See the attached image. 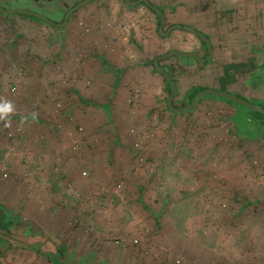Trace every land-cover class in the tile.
Listing matches in <instances>:
<instances>
[{
  "label": "rangeland",
  "instance_id": "obj_1",
  "mask_svg": "<svg viewBox=\"0 0 264 264\" xmlns=\"http://www.w3.org/2000/svg\"><path fill=\"white\" fill-rule=\"evenodd\" d=\"M152 1L158 6L177 4L176 0ZM70 2L0 0V5L62 22L74 5L68 6ZM190 3L219 6L218 14L224 12L229 29L225 37H219L225 50L212 52L211 65L202 77L195 75V80L210 84L221 64L246 60L252 46H264L249 32L255 17L264 19V0ZM111 6L122 5L113 0ZM256 6H261L259 12ZM82 17L75 12L65 28L22 18L18 13L0 15V90H5L0 102H12V96L24 97L37 90L46 96L47 104L31 107L14 100L15 112L10 118H21L17 119L19 126L13 120L0 133V144L5 146L1 149H10L7 157L0 158V219L13 220L11 245L1 247L0 264H54L50 259L55 254L53 239L65 246L66 264H118L114 256L119 254V264H264V128L236 119L248 128L247 134H255L248 137L235 131L230 119L233 105L213 98L204 99L189 114L178 112L173 117L162 114V101L151 108L133 105L136 96L131 89L128 94L114 91L110 101L104 96L96 98L95 105L78 100V105L72 100L62 105L72 94L74 78H83L76 75L79 65L71 39L89 34ZM177 34L174 38L180 40L182 35ZM183 36L197 49L191 35ZM198 50L203 55V48ZM177 57L167 64L185 62ZM90 62L86 58L82 63ZM179 85L176 107L186 102L188 83ZM231 89L252 101L264 99V80L255 74ZM44 146L50 154L46 158L38 153ZM61 147L68 150L63 156L57 150ZM84 150L91 154L84 155ZM41 164L38 172L32 171ZM65 165L73 171L67 173ZM53 177L57 182L48 184L47 179ZM87 183H95L94 198L91 205L82 206L85 211L81 214L76 201ZM136 195H144L145 205L159 212L158 223L137 203L138 217L131 227L104 231L106 218L96 219V213L118 214L113 220L120 226L119 217L126 209L115 198L136 199ZM246 197L256 198L257 205L241 209ZM45 199L49 200L46 214L59 210L66 218L61 229L55 227L59 232L47 230L34 219L45 216L41 215ZM84 214L91 217L79 221ZM27 227L33 229V235L24 234Z\"/></svg>",
  "mask_w": 264,
  "mask_h": 264
},
{
  "label": "crops",
  "instance_id": "obj_2",
  "mask_svg": "<svg viewBox=\"0 0 264 264\" xmlns=\"http://www.w3.org/2000/svg\"><path fill=\"white\" fill-rule=\"evenodd\" d=\"M116 1H118L122 6H111L113 0H90L88 3L79 7L72 13V15L75 12H77L78 15L79 13H82L83 22L88 26L89 34L82 33L80 35H70L73 37L71 39L74 44V51L76 52V55L74 56L76 57V64L79 65V67L75 69L76 75L78 73V75L83 78H74L73 87L70 89L72 94L67 97V93L65 92L67 98L62 105L67 106L70 103L69 100H72V102H75L76 104L78 101L82 102L81 100L84 101V104H92L96 98H101L102 96H104L105 101H110L112 99V95H114V91H128L131 89L133 91L135 90L136 96L135 102L132 103L133 105H139L141 107L146 106L150 108L157 106L164 97V93L166 91L165 83L159 73L158 74L160 76L153 71V74H151L152 68L145 65V60L149 58L154 59L159 55L165 54L169 50H180L186 52H195L196 50V52L200 54L201 50L199 51L198 48H204L202 42L199 41L196 35L182 28H174L168 33V35H160L158 31L160 23L157 25L156 16L149 10L150 8L148 6L147 7L149 9L145 7L146 5H141V3L137 5H130L125 0ZM149 1L163 10V31L167 30L168 27L174 24L194 27L208 36L212 45L213 54L217 50L220 51L221 48L225 50V48L220 45L219 37H222V35L225 37L224 34H227V30L229 29L226 28L223 19H218V11L220 9L219 6H194L193 3H190L191 0H176L177 4L175 6H158L153 3L152 0ZM72 2L75 5L80 2V0H71L68 6H70ZM127 5H129L130 8ZM254 7L255 6H253V8ZM256 7V11L259 12L261 6ZM70 17H68L66 23L64 24L66 27L70 26L68 22ZM111 19L117 21L110 24L109 20ZM141 19L146 20V24H144V22H140L139 20ZM251 23L252 27L249 32H253V37L260 38L259 41L264 42V19L255 17ZM75 26L76 23L71 25L73 28ZM177 32H179L177 35H182L180 40L174 38V35H176ZM184 33L191 35V37L195 39L192 40L191 43H194L197 49H193L192 46H189L186 37L183 36ZM62 41L66 44V42H64V38H62ZM66 41H70V38H67ZM253 47L254 48H252L251 51L256 50L257 46ZM257 49L263 51L264 46H259ZM86 58L90 61L92 60V62L88 63V65L86 63H82ZM102 60L109 65L102 63ZM92 64L93 67H91ZM61 75L63 76V72ZM2 91L4 92L5 90ZM128 93L129 91L125 94ZM124 99H126V97H124ZM14 100H18L19 103L22 101L23 103L31 104V107L36 105H47L46 96L42 92H37V90L24 97L18 95L12 96V102ZM92 105H95V103ZM11 115L13 116V114ZM11 115L7 118V123L13 120L16 124L20 123L17 121L18 117L12 119L10 118ZM5 123V121H0V133L4 129ZM17 126L19 125L17 124ZM26 136L27 134H25V137ZM21 137L22 136H19L18 138ZM2 145L3 144H0V158L3 156L7 157L10 151V149H8V151L1 149L5 147ZM57 150L58 154L61 155L68 151L62 147ZM38 153H41V155L45 158L47 155H50L48 150L45 151V146ZM83 153L84 155L91 154L90 151L86 152L85 150ZM77 156H79V154H77ZM40 160L45 161L41 158ZM65 166V171L67 173L73 171V167H69V165ZM41 167L42 164L37 169L34 167L32 171L37 170L38 172ZM54 180L56 183L57 180L54 177L51 180L47 179L46 182L53 185ZM94 185L95 183H87L81 187L79 194L80 199L78 198L76 201V203L78 202L76 207L79 208V213L81 214L85 211V208L82 206L91 205L92 199L94 198V195L91 193L95 188ZM143 196L144 195H136V199H133V197L124 198L122 196L121 198H115V201L119 202V205L126 209L123 212L122 217H119L120 226L117 225V221L113 220V217L118 218V214L110 216L107 212L108 216H106L96 213L95 218H106L104 221V231H124L123 228L131 227L130 224L134 223L133 219L138 217L135 205H137V203L142 206L146 204ZM105 200L108 201L107 196ZM110 200H113V198ZM48 201L49 200L45 199L42 206L43 213L41 215H44L45 213V216L35 217L34 219L37 222L40 220L42 226L46 227L47 230L56 232L59 230L58 227L60 228L62 224H65L66 218L59 210H57V212L53 215L46 214L49 205ZM90 217L91 214H84L79 218V221ZM50 224H53V226L50 227ZM55 227H57L58 230ZM74 230H76L75 234H78L77 229ZM33 233L34 231L30 227H27L24 232L27 236L33 235ZM53 241L55 251L57 245H63L60 240L58 241L53 239ZM114 257L118 259L117 263L119 264L120 254Z\"/></svg>",
  "mask_w": 264,
  "mask_h": 264
},
{
  "label": "trees",
  "instance_id": "obj_3",
  "mask_svg": "<svg viewBox=\"0 0 264 264\" xmlns=\"http://www.w3.org/2000/svg\"><path fill=\"white\" fill-rule=\"evenodd\" d=\"M141 5L145 6V4H143V3H141ZM127 6L130 8L129 5H127ZM145 7H147V6H145ZM158 8L161 11H163L160 7H158ZM149 10L155 14V12H153L151 9H149ZM0 15H2L4 17L11 16V14L3 15L2 13H0ZM18 16L22 17V18L23 17L24 18H30L32 20L34 19V20H37L39 22L45 23L43 20L36 18L34 16H31V15L18 13ZM155 16L157 19V25H159V23H160L159 17L157 14H155ZM219 17H221V19H224V17H225L224 12H222V14ZM47 25L51 26L49 24H47ZM51 27H54V26H51ZM204 35L208 38V36L206 34H204ZM198 39L200 42H202V44L204 46V48H203L204 53H203V55H200L198 52H196V51L195 52L204 58L207 54V47H206L205 43L199 37H198ZM252 48H254V47L252 46ZM175 57H177V55H172L170 57L161 59V60H159V64L170 74V76L174 80L178 90H179V86H180L179 83L180 82H187L188 83V85L186 86L185 92H184L186 102H184L182 104V106L189 104L192 101L193 97L196 95V93H198L199 91H201L205 88H212V89L219 90V91L230 92L232 94H235L237 96H240L242 98L247 99L246 97L242 96L241 94L237 93L236 91H233V89H231L232 86L242 79L244 81H249L252 74H255L257 77H260L264 80V50L263 51H261L260 49L258 50L257 47H256V50L251 52V54L249 55V57L246 60H234V59H232V60L226 61L225 63L221 64V70L216 73V75L211 80L210 84H208L207 82H201L200 80H195L194 76L198 75L199 77H202L203 76V70L211 65V63H212L211 60H208L204 63H199L193 57H177V58L185 59V62L180 63V64H173V63L167 64V60H169L170 58H175ZM152 59L153 58L146 59L145 65L151 66L152 71L157 73L154 70V65L152 63ZM102 63L109 65L104 60H102ZM189 67H191V68H189ZM160 77L162 78L163 82L165 83L166 92H167L166 96L163 97V99H162V102L164 105V110H163L162 114L168 113L171 115V117H173L174 115H176V113L170 111L167 107V104H166V98L170 94L171 90H170V87L167 84V82L163 79V77L162 76H160ZM1 92H3V91L0 90V94H2ZM206 98H213L215 100L223 101L227 104L233 105V107H234L233 113L234 114H233V116H231L230 119L233 121V123L235 125L234 126L235 131H238L239 133L247 134V130H248L247 127L245 128L244 124L236 122V119H244L248 122L252 121L255 126H259L261 128H264V114L262 112H259V111L252 112L246 106H244L240 103L234 102L230 99H227V98H224L221 96L212 95V94H207V95L203 96L199 103H201ZM247 100L254 103V104L261 106L264 109V99H259V102L252 101L250 99H247ZM81 101L83 102V100H81ZM172 104L174 106H177L175 98L172 99ZM195 109H196V107L189 110V111L180 112V113H182V114L188 113L189 114ZM17 119H21V118L18 117ZM254 134H255V132L254 133H248L247 136L248 137L253 136ZM143 191H144L143 188L140 189V192H143ZM257 201L258 200L256 198L246 197V201L241 203V209H245L246 207H248L250 205L256 206ZM143 207L145 209H147L148 211H150L152 218L156 221V223H158L159 212H154L145 204L143 205ZM12 225H13V220L11 218L0 219V251H1V247L3 245H11L10 244L11 243L10 238L12 236V228H11ZM54 253H55L54 256H52V258H50L51 260L54 259L56 261L55 263L53 262L54 264H66L67 263V259H66L67 252H66L65 246L57 245L56 251Z\"/></svg>",
  "mask_w": 264,
  "mask_h": 264
},
{
  "label": "water",
  "instance_id": "obj_4",
  "mask_svg": "<svg viewBox=\"0 0 264 264\" xmlns=\"http://www.w3.org/2000/svg\"><path fill=\"white\" fill-rule=\"evenodd\" d=\"M89 1L90 0H81L80 2H78L77 4H75L74 6L69 8L65 13L62 22H55V21L45 17L42 14L30 11V10H26V9H4L1 5H0V13H2V14L19 13V14L31 15V16H34L36 18L43 20L44 22H46L50 25L61 27L66 23L70 14H72L75 10H77L79 7L85 5ZM125 1L130 5H137V4L143 3L146 6H148L152 11H154L155 14L158 15L159 20H160V26L158 29L160 35H168V33L172 29L182 28V29L196 35L197 37H199L205 43V45L207 47V54L204 58H201L199 54H197L196 52H193V51L186 52V51H180V50H169L165 54L159 55L152 60V63L154 65V70L163 77V79L167 82V84L170 87V90H171L170 94L166 98V104H167V107L170 111L175 112V113L189 111V110H191L197 106V104L200 102V100L203 96H205L207 94H212V95L221 96V97L230 99L234 102L240 103V104L246 106L252 112L259 111V112H262L264 114V109L261 106L254 104V103L248 101L247 99L242 98L240 96H237L235 94H232L230 92L219 91V90H215L212 88H205V89L199 91L193 97L192 101L185 106H181V107L174 106L172 104V99L176 96V94L178 92L177 86H176L174 80L172 79V77L170 76V74L159 64V60L170 57L172 55H177L180 57H193L199 63H204V62L208 61L211 57L212 45H211L209 39L202 32L198 31L194 27L174 24V25L168 27L167 30L163 31L164 14L157 6L153 5L149 0H125Z\"/></svg>",
  "mask_w": 264,
  "mask_h": 264
},
{
  "label": "clouds",
  "instance_id": "obj_5",
  "mask_svg": "<svg viewBox=\"0 0 264 264\" xmlns=\"http://www.w3.org/2000/svg\"><path fill=\"white\" fill-rule=\"evenodd\" d=\"M15 112L14 105L11 101L0 102V121H5V127H8L7 118Z\"/></svg>",
  "mask_w": 264,
  "mask_h": 264
},
{
  "label": "built area",
  "instance_id": "obj_6",
  "mask_svg": "<svg viewBox=\"0 0 264 264\" xmlns=\"http://www.w3.org/2000/svg\"><path fill=\"white\" fill-rule=\"evenodd\" d=\"M4 176H6V174H4Z\"/></svg>",
  "mask_w": 264,
  "mask_h": 264
}]
</instances>
